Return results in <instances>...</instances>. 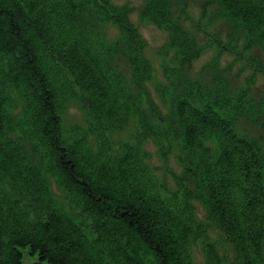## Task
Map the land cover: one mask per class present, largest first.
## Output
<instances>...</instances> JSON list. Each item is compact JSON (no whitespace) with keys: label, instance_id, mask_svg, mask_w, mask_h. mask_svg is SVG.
Masks as SVG:
<instances>
[{"label":"trees","instance_id":"obj_1","mask_svg":"<svg viewBox=\"0 0 264 264\" xmlns=\"http://www.w3.org/2000/svg\"><path fill=\"white\" fill-rule=\"evenodd\" d=\"M215 1L244 28L247 44L264 50V0ZM131 14L100 0H0V264H25L28 256L39 264H194L199 242L204 264H223L195 204L237 264H264V148L241 136L233 119L240 112L254 119L249 91L211 95L188 83L176 98L158 86L176 121L158 129L137 96L147 101L155 69ZM142 18L171 37L165 77L178 73L173 63L201 58L167 0H148ZM100 25L117 28L119 39L100 41L93 34ZM122 53L132 81L108 67ZM79 99L88 126L69 132L63 114ZM258 111L264 116V106ZM127 117L136 119L139 141L115 158L110 133ZM167 139L187 156L194 191H167L143 164L141 143L161 150Z\"/></svg>","mask_w":264,"mask_h":264},{"label":"rangeland","instance_id":"obj_2","mask_svg":"<svg viewBox=\"0 0 264 264\" xmlns=\"http://www.w3.org/2000/svg\"><path fill=\"white\" fill-rule=\"evenodd\" d=\"M101 1L132 9L130 20L138 28L147 44L145 58L155 69V76L154 80L148 83L150 94L147 101L145 98L142 102L144 113L146 111L147 114L146 119L151 123L159 124L158 129L162 128L164 131L166 126L162 121L176 123L172 118L173 103L165 105L162 102L156 91L158 86L176 98L187 95L185 91L188 83L196 84L202 92H208L211 95L223 92L237 95L242 90H248L254 119L249 118L246 112L237 113L233 117L235 127L241 136L256 141L264 148V116L258 111L264 106V50L255 44H247L244 28L227 21L215 0H167L174 21L189 33L200 49L202 48L201 58L192 65L178 67L173 63V67L178 70L173 77H165L161 67L162 54L170 46L169 32L151 25L142 18V12L148 0ZM93 34L100 41L110 45L120 37L117 28L112 25H100L97 32ZM171 55L170 53V57ZM108 67L111 71H117L127 80L132 81L128 58L123 53L115 56ZM168 78L172 80L167 82ZM194 102L200 106L199 96ZM87 107L82 99L73 101L68 106L63 122L67 131H73L77 127L87 128L89 119L87 113L83 111ZM128 118L110 133L113 135L111 151L115 158L119 150L122 152L124 145H136L135 141L139 139L136 119ZM160 142L164 146L161 150L156 143L147 142L144 145L141 143L139 154L144 161L143 164L145 163L157 183L167 191L178 192L187 188L194 191L195 184L185 170L187 156L184 157L177 143H172L168 139ZM20 145L25 147L22 143ZM25 151L28 152L31 161L38 160L37 157H33L30 147L25 148ZM51 184L55 195L59 200H63L62 192L53 181ZM64 203L67 204L66 198ZM195 208L197 218L206 226L209 239L220 254L223 264H237L234 261L235 252L231 244L226 242L208 222L205 210L198 204H195ZM201 245L202 243L199 242L192 248L191 258L194 264H204ZM34 259H30L29 262L33 263Z\"/></svg>","mask_w":264,"mask_h":264},{"label":"bare ground","instance_id":"obj_3","mask_svg":"<svg viewBox=\"0 0 264 264\" xmlns=\"http://www.w3.org/2000/svg\"><path fill=\"white\" fill-rule=\"evenodd\" d=\"M148 93L150 94V92H148ZM137 96H138V97H141V96H142L141 100H144L145 97L147 96V94H143V95L137 94ZM67 109H68V107L66 108V110H65V112H64V114H63V122H64V116H65V113H66ZM85 110H86V109H85ZM143 162H144V161H143ZM216 231H217V230H216ZM217 232H218V231H217Z\"/></svg>","mask_w":264,"mask_h":264},{"label":"water","instance_id":"obj_4","mask_svg":"<svg viewBox=\"0 0 264 264\" xmlns=\"http://www.w3.org/2000/svg\"><path fill=\"white\" fill-rule=\"evenodd\" d=\"M30 259H32V258H30V257H26L25 264H39V263L37 262V259H36V258L34 259V262H33V263H30V262H29Z\"/></svg>","mask_w":264,"mask_h":264}]
</instances>
